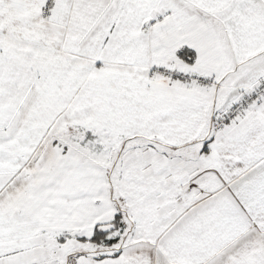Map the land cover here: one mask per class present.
Masks as SVG:
<instances>
[{
	"label": "snow or ice",
	"instance_id": "snow-or-ice-1",
	"mask_svg": "<svg viewBox=\"0 0 264 264\" xmlns=\"http://www.w3.org/2000/svg\"><path fill=\"white\" fill-rule=\"evenodd\" d=\"M0 264H264V0H0Z\"/></svg>",
	"mask_w": 264,
	"mask_h": 264
}]
</instances>
